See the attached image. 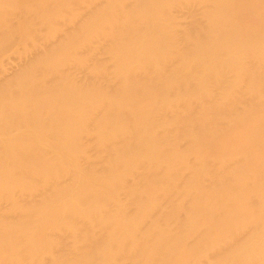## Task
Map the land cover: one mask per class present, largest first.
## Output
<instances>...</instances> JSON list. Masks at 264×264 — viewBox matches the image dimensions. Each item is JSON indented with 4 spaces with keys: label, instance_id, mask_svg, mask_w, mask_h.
Listing matches in <instances>:
<instances>
[{
    "label": "bare ground",
    "instance_id": "1",
    "mask_svg": "<svg viewBox=\"0 0 264 264\" xmlns=\"http://www.w3.org/2000/svg\"><path fill=\"white\" fill-rule=\"evenodd\" d=\"M0 264H264V0H0Z\"/></svg>",
    "mask_w": 264,
    "mask_h": 264
}]
</instances>
